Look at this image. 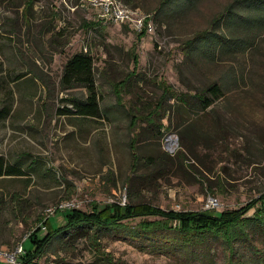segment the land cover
<instances>
[{
	"label": "rangeland",
	"instance_id": "374dc122",
	"mask_svg": "<svg viewBox=\"0 0 264 264\" xmlns=\"http://www.w3.org/2000/svg\"><path fill=\"white\" fill-rule=\"evenodd\" d=\"M134 1L152 18L141 37L99 19L88 0H0V156L25 173L0 177L1 262L60 201L85 211L123 199L203 211L212 197L218 204L208 210L219 212L264 192V28L238 50L204 58L183 43L233 0H194L162 24L151 9L161 0ZM78 52L92 57L97 117L63 113L87 96L84 86L61 83ZM210 84L221 94L202 108ZM141 220L162 218L124 220L100 230L95 244L87 228L35 261L108 264L107 254L118 264H229L232 250L237 264H264V225L243 226L228 247L221 236L185 243L173 230L137 236ZM62 223L56 212L48 228Z\"/></svg>",
	"mask_w": 264,
	"mask_h": 264
},
{
	"label": "trees",
	"instance_id": "16d2710c",
	"mask_svg": "<svg viewBox=\"0 0 264 264\" xmlns=\"http://www.w3.org/2000/svg\"><path fill=\"white\" fill-rule=\"evenodd\" d=\"M120 1L133 8H139L141 5L134 0ZM193 1L161 0L151 8L153 19L159 24L169 21L180 12L187 10ZM232 2L225 7L223 12L212 18L207 28L195 32L191 38L183 43L185 52L197 50L200 56L205 58L214 55L218 50H238L244 46L248 34L264 28V0H233ZM218 30L220 31L218 32ZM144 34L145 31H142L137 34V37ZM92 64V57L86 52L75 53L64 63L61 75V83L64 88L79 84L86 88L87 96L85 101L73 102L74 109L67 108L63 110V113H76L80 116L89 117L99 115ZM203 91L204 93L198 98L202 103V108H207L212 104L214 98L221 94V89L217 84H210ZM147 118H152V114ZM130 153L134 169L138 162L134 145L133 147L130 145ZM23 175L25 173L21 166L11 164L3 156H0V177ZM251 208L255 209L256 215L245 216ZM61 213L63 214L62 224H58L50 230L48 228L49 217H44L41 225L25 238L28 244L25 246L21 242L23 252L17 257L18 264H38L35 260L55 241H60L65 237L73 240L80 232L83 236L87 228H94L90 240L91 243L95 244L98 238L97 233L100 230L121 227L124 220L141 216H158L162 220L139 221L137 230L133 231L137 236L156 234L162 230H173L176 235L173 234L172 237L179 236L185 243L204 242L207 237L221 236L228 247H231L232 240L239 235L243 226L249 225L251 227L255 223L259 227L264 225V192L239 208L219 212H210L207 209L203 211L162 210L145 203L120 204L119 202H109L103 206L94 204L88 211L71 208ZM41 230L43 233H40ZM229 254V264H237V262L232 261L235 256L234 252L231 250ZM102 258L108 264H118L108 258L107 254H104ZM0 264L9 263L0 261Z\"/></svg>",
	"mask_w": 264,
	"mask_h": 264
},
{
	"label": "built area",
	"instance_id": "2783aa9c",
	"mask_svg": "<svg viewBox=\"0 0 264 264\" xmlns=\"http://www.w3.org/2000/svg\"><path fill=\"white\" fill-rule=\"evenodd\" d=\"M89 6L97 17L104 22H112L121 25H127L130 29L137 34L142 31H150L153 28L152 18L150 14L144 13L139 8L129 7L123 4L120 0H88ZM173 147L169 146V151H172ZM120 204H124L125 200L118 201ZM217 200L209 197L206 201V209H212L217 206ZM76 208L72 201H60L54 206H50L46 209V216L56 212H62L67 209ZM22 244L19 243L12 253H3L5 261L9 264H18L17 257L22 254ZM1 254V253H0Z\"/></svg>",
	"mask_w": 264,
	"mask_h": 264
}]
</instances>
